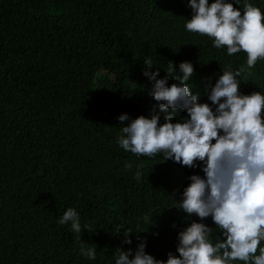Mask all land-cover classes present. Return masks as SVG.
<instances>
[{"label":"trees","instance_id":"16d2710c","mask_svg":"<svg viewBox=\"0 0 264 264\" xmlns=\"http://www.w3.org/2000/svg\"><path fill=\"white\" fill-rule=\"evenodd\" d=\"M229 2L243 12L245 0ZM247 2L264 13V0ZM191 16L188 0H0V264H115L118 249L141 241L166 261L193 220L214 229L213 244L223 239L211 219L176 213L185 172L173 160L117 143L121 114L166 115L149 95L146 60L157 79L169 61L180 76L179 64L191 62L185 83L200 102L211 103L223 70L243 68L241 92L264 94V60L248 68L243 51L228 56L186 30ZM184 117L178 109L174 121ZM70 207L80 233L58 222ZM89 248L94 260L82 254Z\"/></svg>","mask_w":264,"mask_h":264},{"label":"clouds","instance_id":"9594fccd","mask_svg":"<svg viewBox=\"0 0 264 264\" xmlns=\"http://www.w3.org/2000/svg\"><path fill=\"white\" fill-rule=\"evenodd\" d=\"M188 3L192 16L187 31L208 36L215 48L226 47L230 57L243 51L248 68L264 60V13L259 7L247 0L243 12L229 0ZM144 63L149 70L143 75L153 81L149 95L160 102L159 112L166 115L161 123L155 108L150 117L133 119L121 114L118 119L123 127L117 143L137 157L163 153V160H173V166L185 172L177 190L176 213L200 221L211 219L223 239L218 237L213 244L214 229L193 220L178 234V255L169 252L166 261L158 260L146 253V241H141L135 251L118 249L115 264H264V94L241 92L238 77L243 68L223 70L208 95L211 103L200 102L185 83L194 73L191 62L179 64L180 76L169 61L167 75L160 79L159 68L150 71L154 68L151 60ZM169 77L177 83L169 86ZM178 109L184 110L186 117L174 121ZM125 167L130 170L132 165L126 163ZM141 175L136 172L138 181ZM58 222H70L73 232H81L74 208H68ZM123 234L124 242L132 244L133 233L128 230ZM81 251L96 258L95 248Z\"/></svg>","mask_w":264,"mask_h":264}]
</instances>
